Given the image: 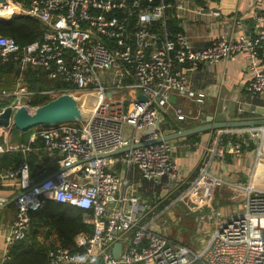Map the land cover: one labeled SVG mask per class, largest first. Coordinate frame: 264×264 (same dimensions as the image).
<instances>
[{
	"label": "built area",
	"instance_id": "obj_1",
	"mask_svg": "<svg viewBox=\"0 0 264 264\" xmlns=\"http://www.w3.org/2000/svg\"><path fill=\"white\" fill-rule=\"evenodd\" d=\"M172 6L169 0H30L27 6L0 0V19L23 13L46 26L43 36L27 45L0 35V62H11L21 71L42 70L48 78L66 84L43 93L54 98L70 93L83 105L82 120L41 124L34 133L47 152L62 155L53 175L35 181L27 160L14 168H5L0 162V188L18 189L14 219L6 233V258L29 235L31 212L53 199L82 209L84 222L93 228L77 234L76 250L55 246L39 264H264V181L256 175L264 161V125L241 130L256 140L255 163L247 183L231 184L243 190L241 207L230 210L226 217L216 209V226L202 246L192 248L173 239L154 227L155 219L146 218L150 205L138 193L142 181L166 187L170 193L187 182L172 157V141L135 147L165 135L162 121L171 110L170 96L177 93L204 103L206 93L193 88L182 65L211 67L243 55L251 72L247 91L264 96V65L258 58V49L264 44V12L256 13L255 34H223L208 46L196 48L185 31L173 33L168 28L167 10ZM175 7L184 9L180 1H175ZM1 94L7 96L8 92ZM88 96L94 106L84 101ZM10 106L32 108L30 101L21 100ZM187 116L177 108V119ZM224 131L217 138L218 145L222 135L235 130ZM126 146L130 149L120 154L104 155ZM242 147L243 142L236 141L218 147L217 153L219 157L239 154ZM29 148L6 139L0 142V159L8 151ZM117 164L127 173L137 172L138 180L119 173ZM203 179L202 189L206 190L201 191ZM225 183L206 165L176 201L189 192L196 194V205H208L210 202L198 199L210 198L207 191ZM203 217L204 222L210 219Z\"/></svg>",
	"mask_w": 264,
	"mask_h": 264
},
{
	"label": "crops",
	"instance_id": "obj_2",
	"mask_svg": "<svg viewBox=\"0 0 264 264\" xmlns=\"http://www.w3.org/2000/svg\"><path fill=\"white\" fill-rule=\"evenodd\" d=\"M175 1H180L184 9L177 10ZM171 2L173 6L167 10L168 20L171 22L168 25L169 29L172 31L170 27L172 25V27H179L185 31L189 36L191 45L196 48L208 46L214 37L223 34L228 37H235L240 34H255L257 29L255 22L256 13L264 12V0H173ZM21 3L25 5L23 2ZM258 58L260 64L264 65V44L258 49ZM16 67L14 65V69ZM182 68L190 83L193 85V88L197 91L205 92L206 97L204 98V103L198 104L188 97L181 96L177 93L172 95L175 96V99L170 101L172 103L171 114L168 115L170 116V123L166 121V117L162 123V129L163 124H165V129H163L165 134H173L179 130L214 123L217 121L216 117L219 114H222L228 121H232V119L244 121H251V119L264 120V96L252 95L246 89L251 72L248 69V64L243 55L231 61H218L211 67L201 64L198 69H193L191 65L185 64L182 65ZM17 71L19 73L15 78L11 76V80L15 79V82H17L13 90L3 89L0 92V98L9 100L8 106L16 104L19 100L22 103L31 102L34 95L33 92L28 90L24 93L23 91L25 89L19 88V83H21V78L25 70L21 71L19 68ZM5 80H7L6 76H4ZM3 91L8 92V95L3 96L1 94ZM10 97L14 99L12 98L10 101ZM90 97L88 96L84 100H87L88 105L94 102ZM30 106L32 107L30 109L32 112L39 107L31 105V103ZM177 108H181L188 115L186 119L180 120L176 118ZM240 108H242V111H240ZM245 128L247 127H232L223 130L214 128L172 140L174 145L172 157L179 166V175L187 182L177 192L170 193L166 187H156L150 182L142 181L138 186V193L150 205L146 218L155 219L156 224L157 219H160L166 211L181 214L182 220L185 217H191V210L187 203L195 204L197 200L194 195L196 194L190 195L189 192H185L181 200L176 201V198H178L180 192L189 187L190 183L196 179L201 169L206 165H208V169L212 175L223 178L226 183L214 189H209L207 193H211L210 198L207 199L202 196L203 199L198 200L204 203H212L215 200L216 189L222 187L233 189L231 184L234 183L245 185L249 179L248 174L252 170L256 157L254 155L256 140L241 131ZM37 129L38 126L26 130H20L15 126L10 128L0 127V142L7 139L10 142L21 143L20 139H27V142L23 144L30 147L28 150L8 151L6 153H22L24 156L23 160H27L30 164L31 177L35 181L48 178V176L57 172L59 170L57 160L62 157L60 152L50 153L46 151L41 138L34 136ZM232 129L235 131L222 135V140L218 145L217 138L219 134L225 132L224 130ZM232 135H237L239 139H231ZM236 141L243 142L242 151L239 154L232 155L226 153L223 157L218 156V147ZM251 145H254V147L251 148ZM31 160H33V163ZM260 165H262V168L259 170ZM260 165L256 169V175L258 180L264 181V161ZM116 168L119 173L128 174L131 178L138 180L137 172L132 174L127 173V169L121 164H117ZM204 182L205 179L201 181V191L206 190V188L202 189V185H205ZM145 184H148L149 187H146ZM206 184L210 185L211 182H206ZM17 191L18 189L15 187L0 188V264H3L7 259L5 254L6 233L14 219L15 204L11 201L16 196ZM241 192L243 194L242 189ZM162 204H164L163 207L161 206ZM217 209L222 210L223 213L225 210L229 215L231 208L229 206H220ZM207 224L206 222L204 231ZM157 228L159 229V227ZM162 230L166 231L165 228ZM207 232L209 231L207 230ZM169 236L172 237L171 234ZM179 237L172 238L179 240ZM53 240L51 238L49 241L44 239V244L49 245L50 242L55 244V240ZM203 240L202 244L206 242L205 239ZM54 246L59 245L55 244Z\"/></svg>",
	"mask_w": 264,
	"mask_h": 264
},
{
	"label": "trees",
	"instance_id": "obj_3",
	"mask_svg": "<svg viewBox=\"0 0 264 264\" xmlns=\"http://www.w3.org/2000/svg\"><path fill=\"white\" fill-rule=\"evenodd\" d=\"M15 1L23 2L25 5L30 2V0ZM169 22L170 20H168L167 25L171 24ZM170 27L173 33L182 31L179 27H172V25ZM45 29L46 26L38 18L28 14L16 13L9 19H0V35L12 37L20 45H27L40 39L45 33ZM18 73L14 69L13 63L0 62V92L3 89L13 90L17 82H15V79L11 80V78L13 76L15 78ZM4 76L7 78L5 81ZM21 79L22 82L26 81L27 90L34 93L30 102L33 106H40L54 99L55 96L53 94L43 93L46 90H57L66 86L60 80L48 78L47 74L40 69H26ZM12 98L10 97V101ZM8 105L9 100L0 98V109ZM170 114L171 111L164 116L168 123H170V116H168ZM163 129H165V124H163ZM231 139L237 140L239 138L237 135H232ZM20 140L21 143L27 142V139L24 138ZM253 147L254 145H251V148ZM23 159L22 153H5L1 158V163L5 168H14ZM31 162L33 163V160ZM145 185L146 187L148 186V184ZM150 185L152 186V184ZM164 204L161 206L163 207ZM31 219L32 227L29 235L26 239L18 241L11 248L8 258L3 264H39L47 260L48 252L55 247V244L65 249L76 250L75 238L77 234L92 231V226L84 222L82 209L72 204L61 203L52 199L43 208L32 211ZM50 238L55 240V244L52 242L49 245L44 244V239L49 241Z\"/></svg>",
	"mask_w": 264,
	"mask_h": 264
},
{
	"label": "water",
	"instance_id": "obj_4",
	"mask_svg": "<svg viewBox=\"0 0 264 264\" xmlns=\"http://www.w3.org/2000/svg\"><path fill=\"white\" fill-rule=\"evenodd\" d=\"M141 99H146L144 95H140ZM175 96H170L169 100L172 101ZM83 119L81 114L80 105L76 97L70 93H65L60 95L46 104L40 105L35 109V111H30L25 106H21L15 109L13 106H7L0 111V127L10 128L12 126L17 127L20 130H26L41 124H57L66 121H80ZM216 122L211 124H203L195 126V128L179 130L173 134H165L159 137L157 140L143 142L135 147H140L143 145L159 143L162 140H175L178 137H183L187 135L195 134L196 132H202L206 130H211L214 128L223 130L232 127H251L264 125V120H254L244 121L239 119H232V121L226 120L222 114L216 117ZM130 146L123 147L122 149L104 153L105 156H112L122 153L123 151L129 150ZM17 196H15L11 202H14ZM6 206L5 204H3ZM120 243L115 246V254L119 255Z\"/></svg>",
	"mask_w": 264,
	"mask_h": 264
},
{
	"label": "rangeland",
	"instance_id": "obj_5",
	"mask_svg": "<svg viewBox=\"0 0 264 264\" xmlns=\"http://www.w3.org/2000/svg\"><path fill=\"white\" fill-rule=\"evenodd\" d=\"M16 68L19 69L18 67ZM19 84V88H23V90L25 89L23 91L25 93L28 89L26 81H21V83ZM90 105L94 106V102H92ZM82 106L83 105H81V107ZM261 168L262 165H260L258 169L260 170ZM234 195L238 197L233 199ZM242 196L243 194L241 192V189L235 187L233 189L229 187L216 189L215 200L208 205L199 207L196 204L187 203L191 210V217H185L182 220L181 214L174 213L172 211H166L160 217V219H157L154 227H159L160 230L165 228L166 232L171 234L172 237L180 236L179 240L183 241L185 244L189 245L192 248H198V246H202V241H204L203 239L208 241L213 233L212 231L216 226L215 210L217 208H220V206H229L233 212L238 211L239 207H241ZM204 215H208L210 217L209 221H207L208 224L205 228V231L204 227L206 225V222H204ZM226 216H228V213H226V211L224 210V217ZM207 230L209 232H207Z\"/></svg>",
	"mask_w": 264,
	"mask_h": 264
}]
</instances>
